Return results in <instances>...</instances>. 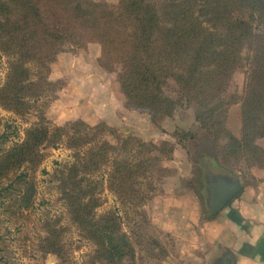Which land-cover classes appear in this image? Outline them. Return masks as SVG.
<instances>
[{
  "label": "trees",
  "instance_id": "obj_1",
  "mask_svg": "<svg viewBox=\"0 0 264 264\" xmlns=\"http://www.w3.org/2000/svg\"><path fill=\"white\" fill-rule=\"evenodd\" d=\"M260 25L264 0H0V50L9 58L0 107L20 116L39 109L25 140L0 157V182L26 166L16 179L24 180L30 167L41 163L45 147L67 145L75 150L76 160L57 169L55 179L73 221L96 245L101 264L135 258L118 210L96 214L102 205L98 183L89 182L83 173L110 166L108 189L124 206L140 204L154 190L157 172H169L160 162L172 159L174 146L132 136H115L117 143L112 144L104 135L113 129L103 123L50 124L39 103L56 88L49 81L51 64L68 48L97 43L98 63L116 74L127 107L149 113L154 123L173 119L179 108L194 107L198 126L221 157L264 167V148L258 143L264 139ZM243 65L247 69L237 138L225 126L229 106L223 96L233 73ZM170 80L176 85L174 97L164 90ZM174 135L180 143L194 139L184 130ZM32 193L29 187L28 195L22 196L26 207ZM45 241L57 252V238Z\"/></svg>",
  "mask_w": 264,
  "mask_h": 264
},
{
  "label": "rangeland",
  "instance_id": "obj_2",
  "mask_svg": "<svg viewBox=\"0 0 264 264\" xmlns=\"http://www.w3.org/2000/svg\"><path fill=\"white\" fill-rule=\"evenodd\" d=\"M108 1L116 3V0ZM258 30L264 32V25ZM100 53L97 43L78 50L68 48L61 53L51 64L49 74V81L56 88L41 100L39 106L52 125L64 126L77 120L90 126L106 124L114 133L107 132L104 138L112 144L117 143L115 136H132L156 145L163 141L173 144L172 159L160 162L169 172H157L154 190L140 204L135 201L124 206L108 189L110 166L93 174L83 173L89 182L98 183L97 197L102 200V205L95 209L96 214L118 210L123 230L130 235L135 258H126L121 264H148L153 253H158L154 249L157 233L149 220V202L153 196L162 194L166 188L179 191L190 187L199 191L205 181L204 166L219 173L227 170L250 183L256 181L252 172L260 170L264 175V167L221 157L215 143L198 126L194 107L179 108L173 119L163 118L157 123L149 113L127 107L116 74L98 63ZM246 69L247 65H243L235 70L223 96L229 106L225 126L237 138L241 136V97ZM8 73L9 58L0 50V88ZM164 90L174 97L175 83L170 80ZM38 114V108L20 116L0 107V157L25 140L26 131L36 123ZM176 130L187 131L194 139H184V143H180L174 135ZM258 143L264 148V139ZM42 154L41 163L27 171L26 181L16 180L20 172L26 171L24 166L0 182V264H101L96 259V245L73 221L55 179L57 169L76 160L75 150L62 143L45 147ZM29 187L33 188L32 200L26 207L22 196L28 195ZM47 237L58 239L57 252H51V244L45 241Z\"/></svg>",
  "mask_w": 264,
  "mask_h": 264
},
{
  "label": "crops",
  "instance_id": "obj_3",
  "mask_svg": "<svg viewBox=\"0 0 264 264\" xmlns=\"http://www.w3.org/2000/svg\"><path fill=\"white\" fill-rule=\"evenodd\" d=\"M252 176L253 183L239 178L242 190L214 217L207 215L204 182L199 191L166 188L153 196L158 253L148 264H264V175Z\"/></svg>",
  "mask_w": 264,
  "mask_h": 264
},
{
  "label": "water",
  "instance_id": "obj_4",
  "mask_svg": "<svg viewBox=\"0 0 264 264\" xmlns=\"http://www.w3.org/2000/svg\"><path fill=\"white\" fill-rule=\"evenodd\" d=\"M204 181L205 203L208 217H214L222 211L242 190L239 177L227 172H215L205 167Z\"/></svg>",
  "mask_w": 264,
  "mask_h": 264
}]
</instances>
